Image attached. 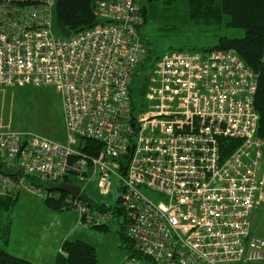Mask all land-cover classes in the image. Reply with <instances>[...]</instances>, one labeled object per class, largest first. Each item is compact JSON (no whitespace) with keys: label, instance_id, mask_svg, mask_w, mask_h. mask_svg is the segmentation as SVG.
Instances as JSON below:
<instances>
[{"label":"built area","instance_id":"1","mask_svg":"<svg viewBox=\"0 0 264 264\" xmlns=\"http://www.w3.org/2000/svg\"><path fill=\"white\" fill-rule=\"evenodd\" d=\"M141 2L97 1L94 27L64 38L56 0H0V89L52 86L66 133L0 129V196L29 192L97 228L109 215L87 192L116 188L134 252L120 264H264L251 225L264 208L258 75L233 51H173L138 82L149 58ZM222 139L237 143L226 157ZM60 183L79 196L47 187Z\"/></svg>","mask_w":264,"mask_h":264},{"label":"rangeland","instance_id":"2","mask_svg":"<svg viewBox=\"0 0 264 264\" xmlns=\"http://www.w3.org/2000/svg\"><path fill=\"white\" fill-rule=\"evenodd\" d=\"M150 17L148 23L140 28V33L148 48L154 51L153 56L157 57L179 48L186 53L200 51V48L214 46L222 36H244L242 30L226 26L224 20L220 25L212 26L189 23L181 9L164 12L159 10L155 19ZM54 34L59 35L57 30H54ZM152 70L151 64L148 63L144 69L140 68L141 76L138 82L149 72L152 73ZM137 95L134 85L133 99L139 106ZM0 129L34 132L46 135L54 141L64 142L66 133L59 94L52 86L28 85L22 88L0 89ZM141 191L154 202L165 201L164 196L157 192L144 187ZM84 195L93 198L94 209L103 208L106 215H109L105 223L100 224L103 228L79 226L76 224L78 216L74 211H55L47 206L46 202L50 201L29 192H21L11 212L3 216V223L9 224V235L6 244L0 239V248L27 261H36L41 255L51 256L55 253L51 248L54 239L62 233L67 234L68 228L72 226L70 224L66 228L64 225L60 228V225L52 220L51 212H54L62 214L68 222L74 221V228L69 232L67 240H79L92 246L98 264L122 263L129 257V244L123 237L124 214L115 211L120 192L114 188L109 195L101 196L96 189H89L87 195ZM251 225L252 233L264 238V208L253 212ZM59 251L58 253H62Z\"/></svg>","mask_w":264,"mask_h":264},{"label":"trees","instance_id":"3","mask_svg":"<svg viewBox=\"0 0 264 264\" xmlns=\"http://www.w3.org/2000/svg\"><path fill=\"white\" fill-rule=\"evenodd\" d=\"M97 1L100 0H56L61 23L70 34L75 35L94 27L97 22L93 16V9ZM172 9L183 10L185 20L195 25H220L224 20L226 26L244 32V36L241 38L222 36L214 46L199 50L233 51L258 75L255 108L259 120L256 136L264 141V70L260 65L264 47V0H142L143 22L139 27V33L140 28L148 23L150 16V18L155 19L159 10L164 12ZM145 45L147 46L146 42ZM148 51L147 62L152 65L159 57L153 56L154 51L152 49L148 48ZM176 51L181 52L182 49L179 48ZM89 144L96 146L95 143ZM221 144L226 149L222 155L226 157L237 143L233 140L222 139ZM227 146H231V148H227ZM97 147L100 148L98 145ZM17 199L18 196H0V239L3 240L4 244L8 240L9 224L3 223V216L11 212ZM46 204L55 211H61L57 203L46 202ZM116 210L118 213H122L120 210ZM123 237L129 244V257L134 256L132 244L125 237L124 232ZM61 251L62 253H58L56 257L55 264H98L95 249L85 242L66 240L61 246ZM0 264L32 263L15 257L0 248Z\"/></svg>","mask_w":264,"mask_h":264},{"label":"crops","instance_id":"4","mask_svg":"<svg viewBox=\"0 0 264 264\" xmlns=\"http://www.w3.org/2000/svg\"><path fill=\"white\" fill-rule=\"evenodd\" d=\"M18 197H19V195H18ZM48 211H50V210H48ZM51 213H52L53 222H56L58 225H60V228L64 227V225H66V228H68V225H70V224H72V226L70 228H68L69 230H68L67 234L62 233V235H59L58 237H56L54 239L53 245L51 248H52L53 252H55V253H53L51 256L41 255L38 259H36V261H32L31 259H28V261H30L32 264H55V260H56V257L58 255L59 249L61 248L62 244L67 240V238H69L67 236H69L68 235L69 232H71V230L74 228L73 227L74 221L68 222L67 219L62 217V214L54 213V212H51Z\"/></svg>","mask_w":264,"mask_h":264},{"label":"water","instance_id":"5","mask_svg":"<svg viewBox=\"0 0 264 264\" xmlns=\"http://www.w3.org/2000/svg\"><path fill=\"white\" fill-rule=\"evenodd\" d=\"M55 18H56V21H55L56 22V28H57V31L59 32V34L62 37H64V38L69 37L70 36V32L67 31L65 29V27L61 23L58 8H56V16H55ZM47 187L50 188V189L56 190V191H60V192H64V193L70 194V195H72L74 197L79 196V192H80V189L78 187H75V186H72V185H68V184H64V183H60V184H57V185L48 184Z\"/></svg>","mask_w":264,"mask_h":264}]
</instances>
